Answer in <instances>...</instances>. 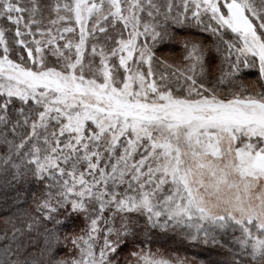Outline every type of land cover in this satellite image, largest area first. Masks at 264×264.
<instances>
[{
	"label": "snow or ice",
	"instance_id": "1",
	"mask_svg": "<svg viewBox=\"0 0 264 264\" xmlns=\"http://www.w3.org/2000/svg\"><path fill=\"white\" fill-rule=\"evenodd\" d=\"M0 264H264V0H0Z\"/></svg>",
	"mask_w": 264,
	"mask_h": 264
},
{
	"label": "trees",
	"instance_id": "2",
	"mask_svg": "<svg viewBox=\"0 0 264 264\" xmlns=\"http://www.w3.org/2000/svg\"><path fill=\"white\" fill-rule=\"evenodd\" d=\"M177 52H178V50H177ZM177 59H178V57H177ZM249 79H254V77H250ZM33 191H35V188L33 189ZM39 193H37V195H38ZM37 243H41V239H40V237H37Z\"/></svg>",
	"mask_w": 264,
	"mask_h": 264
},
{
	"label": "rangeland",
	"instance_id": "3",
	"mask_svg": "<svg viewBox=\"0 0 264 264\" xmlns=\"http://www.w3.org/2000/svg\"><path fill=\"white\" fill-rule=\"evenodd\" d=\"M159 70H163V69L161 68V69H158V71H159Z\"/></svg>",
	"mask_w": 264,
	"mask_h": 264
}]
</instances>
